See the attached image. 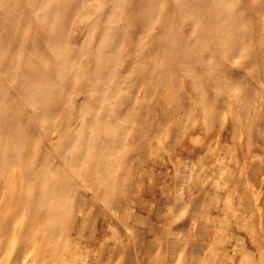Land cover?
<instances>
[{
	"label": "rangeland",
	"instance_id": "374dc122",
	"mask_svg": "<svg viewBox=\"0 0 264 264\" xmlns=\"http://www.w3.org/2000/svg\"><path fill=\"white\" fill-rule=\"evenodd\" d=\"M0 188V264H264V0H0Z\"/></svg>",
	"mask_w": 264,
	"mask_h": 264
},
{
	"label": "bare ground",
	"instance_id": "6f19581e",
	"mask_svg": "<svg viewBox=\"0 0 264 264\" xmlns=\"http://www.w3.org/2000/svg\"><path fill=\"white\" fill-rule=\"evenodd\" d=\"M5 178H6V177H5ZM3 179H4V178H3ZM0 189H1V188H0ZM16 214H17V213H16ZM157 214H158V213H157ZM10 227H11V226H10ZM13 227H14V226H13ZM20 232H21V231H20ZM14 233H15V232H14ZM0 234H1V233H0ZM1 235H2V234H1ZM1 235H0V236H1ZM2 236H3V235H2ZM5 240H6V239H5ZM9 241H10V240H9ZM9 241H8V242H9ZM2 242H3V241H2ZM2 242H0V243H2ZM25 245H26V244H25ZM16 249H17V248H16ZM17 250H18V249H17ZM1 251H2V250H1ZM22 251H23V250H22ZM33 252H34V251H33ZM16 253H17V252H16ZM14 254H15V253H14ZM34 254H35V253H34ZM30 259H31V258H30ZM36 259H37V257H36ZM35 262H36V261H35ZM51 263H52V262H51ZM62 263H63V262H62ZM41 264H42V263H41Z\"/></svg>",
	"mask_w": 264,
	"mask_h": 264
}]
</instances>
